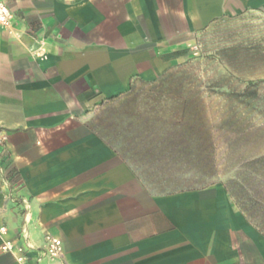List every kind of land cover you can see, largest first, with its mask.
<instances>
[{
    "label": "crops",
    "instance_id": "0c3cea01",
    "mask_svg": "<svg viewBox=\"0 0 264 264\" xmlns=\"http://www.w3.org/2000/svg\"><path fill=\"white\" fill-rule=\"evenodd\" d=\"M0 28V264H264V227L195 183L178 47L264 0H18ZM183 98V97H182ZM185 99V98H184ZM182 99V106L185 100ZM208 140V138H207ZM61 255L41 250L51 240Z\"/></svg>",
    "mask_w": 264,
    "mask_h": 264
},
{
    "label": "rangeland",
    "instance_id": "374dc122",
    "mask_svg": "<svg viewBox=\"0 0 264 264\" xmlns=\"http://www.w3.org/2000/svg\"><path fill=\"white\" fill-rule=\"evenodd\" d=\"M178 53L179 115L204 134L195 183H223L264 227V14L216 20Z\"/></svg>",
    "mask_w": 264,
    "mask_h": 264
},
{
    "label": "built area",
    "instance_id": "2783aa9c",
    "mask_svg": "<svg viewBox=\"0 0 264 264\" xmlns=\"http://www.w3.org/2000/svg\"><path fill=\"white\" fill-rule=\"evenodd\" d=\"M16 1L18 0H0V28H11L13 21L11 4ZM6 140V136L0 134V144H3ZM5 234V229H0V239L3 241L1 250L16 255L20 262L25 261L28 253L33 249L32 246L28 244L27 237L24 236V234L22 235V238L25 240V244H15L12 241L5 240ZM61 251L62 243L61 241L55 239L48 242L46 247L41 250L43 256L50 258L60 257Z\"/></svg>",
    "mask_w": 264,
    "mask_h": 264
}]
</instances>
